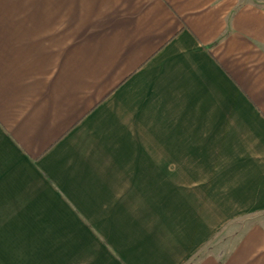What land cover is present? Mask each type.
<instances>
[{
    "label": "crops",
    "instance_id": "1",
    "mask_svg": "<svg viewBox=\"0 0 264 264\" xmlns=\"http://www.w3.org/2000/svg\"><path fill=\"white\" fill-rule=\"evenodd\" d=\"M0 264H264V0H0Z\"/></svg>",
    "mask_w": 264,
    "mask_h": 264
},
{
    "label": "rangeland",
    "instance_id": "2",
    "mask_svg": "<svg viewBox=\"0 0 264 264\" xmlns=\"http://www.w3.org/2000/svg\"><path fill=\"white\" fill-rule=\"evenodd\" d=\"M216 239H217V237L214 236V239L212 238V239L210 240V242H208V243L206 244V246H205V250H204V251H207L209 248L216 246V243H215ZM213 243H215V244L213 245Z\"/></svg>",
    "mask_w": 264,
    "mask_h": 264
}]
</instances>
